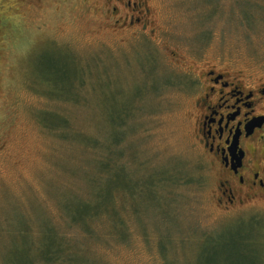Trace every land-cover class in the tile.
<instances>
[{"label": "rangeland", "instance_id": "obj_1", "mask_svg": "<svg viewBox=\"0 0 264 264\" xmlns=\"http://www.w3.org/2000/svg\"><path fill=\"white\" fill-rule=\"evenodd\" d=\"M131 2L134 26L115 24L123 9L114 16L106 0H0V264L27 224L34 240L54 228L85 264H264V208L217 204L191 86L193 70L213 65L260 72L264 0ZM123 109L133 186L88 235L64 202L89 199L79 166L91 159L93 172L95 153L84 145L112 140ZM46 111L70 119L72 140L44 126Z\"/></svg>", "mask_w": 264, "mask_h": 264}, {"label": "flooded vegetation", "instance_id": "obj_2", "mask_svg": "<svg viewBox=\"0 0 264 264\" xmlns=\"http://www.w3.org/2000/svg\"><path fill=\"white\" fill-rule=\"evenodd\" d=\"M106 1L119 4L114 16L123 9L115 24L140 21L133 15L138 3ZM256 68L227 63L193 70L196 137L216 177L217 204L229 210L264 208V67Z\"/></svg>", "mask_w": 264, "mask_h": 264}, {"label": "trees", "instance_id": "obj_3", "mask_svg": "<svg viewBox=\"0 0 264 264\" xmlns=\"http://www.w3.org/2000/svg\"><path fill=\"white\" fill-rule=\"evenodd\" d=\"M4 9L0 6V39L4 31L2 27L3 17L5 15ZM53 94L58 95L57 93ZM65 98L76 100L77 97L73 96L70 89H68ZM117 112L119 113L117 114L116 122H114L115 126L112 140L104 142L94 137L92 141H88L86 146L84 145V149L95 153L92 164L93 172H88L84 169L87 163L91 165V159L89 160L90 162L86 158L82 159L80 162L81 166H79L82 167V175L91 188L90 197L88 196L89 199L78 200L72 198L64 202L63 208L69 221L73 224L80 225L88 235H92L95 232L93 223L96 220L103 216L110 219L109 212L112 203L114 204L115 192L131 189V186H133L131 183L132 179L127 174L128 169L126 168L125 151L122 150L123 129L127 121L126 109ZM40 120L50 131L60 130L62 139L72 140V125L67 116L57 112L46 111L40 115ZM155 177L156 179L158 177L162 178L163 181L165 180L164 183L172 179L171 176L165 177L162 174L155 175ZM141 186L145 189H151L149 181L144 182L142 185H136V187ZM118 221L120 222L119 219ZM27 226L28 224L20 228L18 239L13 240L12 246L8 247L2 255L3 264L86 263L87 258L78 255L72 243L68 244L54 228L45 225L40 236L37 240H34L31 238ZM244 241L245 243H249L252 239L250 236H247L244 238Z\"/></svg>", "mask_w": 264, "mask_h": 264}]
</instances>
